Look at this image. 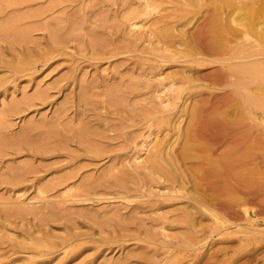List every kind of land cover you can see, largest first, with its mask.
I'll return each mask as SVG.
<instances>
[{"label": "rangeland", "instance_id": "obj_1", "mask_svg": "<svg viewBox=\"0 0 264 264\" xmlns=\"http://www.w3.org/2000/svg\"><path fill=\"white\" fill-rule=\"evenodd\" d=\"M195 1L0 0V264H264V38L212 42L241 0ZM188 122L248 146L249 214L189 212Z\"/></svg>", "mask_w": 264, "mask_h": 264}, {"label": "bare ground", "instance_id": "obj_2", "mask_svg": "<svg viewBox=\"0 0 264 264\" xmlns=\"http://www.w3.org/2000/svg\"><path fill=\"white\" fill-rule=\"evenodd\" d=\"M192 2L195 3L196 1L192 0ZM240 2H241L240 5H236L237 3H239V0H236L235 2L236 9H233V11L235 10L234 11L235 14L233 12L231 13L228 12L229 14L225 12L227 16L226 15L223 16L224 11L222 12L220 9H217V11L213 13L214 15L209 18V20L206 23V27H205V30L209 31L207 33L210 34L209 40L212 39V42L214 43L217 42L219 44L221 42V39L225 36V34L227 35L230 34V36H232L236 34L237 31L239 33V30L241 31L242 30L243 31L244 30H255L256 32H258V36L261 35L260 37L264 38V0H261L260 2L258 1V3L256 2V0L254 1L250 0V2H248L247 0H241ZM164 30H165L166 35L167 33L170 32L169 27H165L163 31ZM228 37H226V40ZM230 39L231 37H229V40ZM245 63H248V62H245ZM247 68L248 67H246V69ZM236 69L238 73H241V72L243 73L244 70H246L245 67H242V65L241 67H237ZM235 83L237 87L239 88L246 86V82L242 76ZM236 89L238 91V88ZM192 114H194V112ZM224 120L226 121L227 124L231 123V119L229 118L227 119L225 118ZM189 124H191V122H188L187 127H189ZM190 128L191 126L189 127V129L187 128V130H185L184 132L185 138H184V143L181 146V149L177 153L174 152L171 156L172 159H170L175 164H177L178 162L177 160L179 158L181 159L182 162H190V166H187L184 168L188 174L186 175L188 176L187 179L185 180L184 179L185 175H182L184 176L183 179L185 180V183L187 184L185 185V189L188 194V199L191 201L188 205L189 212H191L192 214L191 210L196 209L197 212L203 214L204 213L203 210L198 208V205H201L204 209L206 208L205 210H209V212L211 211L210 213L214 216L216 220H219L220 217L219 219H217L218 213H213V212L217 211V208H219L221 205L227 204L228 207L230 209H233L234 211H236V209L238 208L242 210L243 213L249 214L250 213L249 209L244 206V204L248 200L249 195L251 194L249 183H248L249 179L242 178V176H240L237 173V170H238L237 168L247 163V159H248L247 157L250 154L248 153V151H246L248 150L246 149L248 146H243V148L233 147L231 149H228L227 153L223 155L224 157H221V160H217L218 161L217 162L215 159L214 160L212 159L211 154L208 152V148L204 149L205 146L201 147V148L204 147L203 148L204 150L202 149L200 151L199 148L197 149V146H199L198 145L199 143L198 141H196L197 139H195L194 137L195 135L193 136L192 128L191 129ZM154 154H155L154 155L155 157L153 156V158L152 157L151 158L155 159L156 161L158 155H156V153ZM153 162L154 161H152V163ZM159 166H160V162H159ZM161 167H164V166L161 165L160 168ZM214 171L219 172V177H216L218 180H215V179L208 180L209 177H205V175L207 173L208 174L213 173ZM160 172H164V171L161 170ZM213 175L214 174H212L211 176ZM168 176H170L169 177L170 179L173 177L171 175H168ZM123 181L124 180H122L121 183H123ZM234 211L232 212L235 213ZM183 217H188L189 220L191 221L190 214L185 213V216ZM184 219H187V218H184ZM241 228L243 227L241 226Z\"/></svg>", "mask_w": 264, "mask_h": 264}]
</instances>
